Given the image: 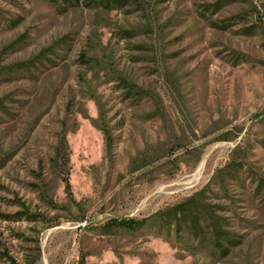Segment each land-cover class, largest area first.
<instances>
[{
    "label": "rangeland",
    "instance_id": "obj_1",
    "mask_svg": "<svg viewBox=\"0 0 264 264\" xmlns=\"http://www.w3.org/2000/svg\"><path fill=\"white\" fill-rule=\"evenodd\" d=\"M0 264H264V0H0Z\"/></svg>",
    "mask_w": 264,
    "mask_h": 264
},
{
    "label": "trees",
    "instance_id": "obj_2",
    "mask_svg": "<svg viewBox=\"0 0 264 264\" xmlns=\"http://www.w3.org/2000/svg\"><path fill=\"white\" fill-rule=\"evenodd\" d=\"M48 3H56L58 0H44ZM77 1V0H74ZM57 158L62 161V167L65 168L68 165V152H67V144L66 139L62 137L58 142V148H57ZM65 176L63 177V182L65 183V190L68 193L69 192V183H68V171L67 169L64 171ZM182 206H177L172 208L170 211L172 212V216H177L181 211ZM184 216V215H183ZM194 219L191 218V222H193ZM146 221L145 220H121L116 223V227L120 229H124L127 231H137L140 230L145 226ZM82 263V261H81Z\"/></svg>",
    "mask_w": 264,
    "mask_h": 264
}]
</instances>
